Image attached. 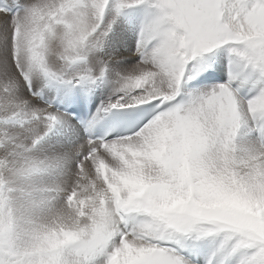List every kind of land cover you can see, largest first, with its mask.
Here are the masks:
<instances>
[{"label": "snow or ice", "instance_id": "snow-or-ice-1", "mask_svg": "<svg viewBox=\"0 0 264 264\" xmlns=\"http://www.w3.org/2000/svg\"><path fill=\"white\" fill-rule=\"evenodd\" d=\"M110 2L31 0L24 5L17 3L20 11L10 24L7 16L3 17L10 34L0 32L5 44L0 63L4 69L0 79V264H20L14 239V204L27 215L52 210L57 200L67 201L69 196L72 200L62 218L75 222L77 214L89 208L96 209V214L91 217L93 223L82 230L80 240L59 245L48 264H189L178 249L186 241L204 240L214 245L205 264H264V213L259 211L264 195V0H117V14L126 7L141 5L150 12L137 41L141 58L124 74H118L117 91L121 95L98 109L86 128L91 129L114 109L146 105L142 126L113 139L88 138L77 149V153L85 150V155L71 173L63 170L60 158L31 156L32 148L54 129L62 114L19 100L14 94L18 82L22 80L31 90L35 77L65 84L102 80L106 68L100 60L81 72L70 73L69 69L86 63L102 47L114 22L104 23ZM6 11V7L0 8V12ZM222 47L229 55L228 82L180 100L184 85L208 67L202 60ZM9 51L15 67L11 75ZM144 78L154 82L153 94L158 98L135 103L132 96L138 93L130 92L129 85ZM249 84L253 94L242 99L240 88ZM166 118H175L182 130L196 133L203 170L229 173L233 183L246 193L249 207L239 219L215 227L202 226L216 223L209 217L179 223L166 217L149 219L147 202L167 191V163H142L148 178L143 200L126 192L122 201L114 203L107 188L100 190L98 184L103 181L95 170L98 159L124 138L131 141L145 125L151 128L149 121L155 124ZM249 120L255 139L240 145L239 129ZM17 125H30L29 145L19 138ZM186 147L191 149L190 141ZM154 167L159 168L160 176H152ZM117 170L124 172L125 165ZM45 173L54 174L51 183L24 192V182ZM101 199L107 211L99 209Z\"/></svg>", "mask_w": 264, "mask_h": 264}, {"label": "clouds", "instance_id": "clouds-1", "mask_svg": "<svg viewBox=\"0 0 264 264\" xmlns=\"http://www.w3.org/2000/svg\"><path fill=\"white\" fill-rule=\"evenodd\" d=\"M129 91L138 93L132 96V100L139 104L158 98L153 94L156 91L154 82L148 78L133 80ZM149 124L151 128L145 125L142 133L131 141L124 138L123 143L113 145L106 156L98 159L95 170L103 181L98 184L100 190L107 188L115 198L114 203L122 201L126 192L143 200L148 178L142 170V163H167L169 174L164 177L168 181L167 191L162 197L147 202L149 219L166 217L179 223L209 217L216 222L213 225L205 223L203 227H215L239 219L249 207L246 193L233 183L234 177L229 173L218 174L214 168L202 169L203 157L196 148V133L182 130L175 118H166L155 124L149 121ZM189 141L190 150L186 147ZM120 165H125L124 172L117 170ZM160 175L159 168L154 167L152 176ZM38 187L34 180L24 182L25 193ZM71 200V196L67 201L57 200L52 210L27 215L13 205L14 239L20 264H48V258L55 254L59 245L75 244L80 240L82 230L93 223L91 217L96 214V209L80 211L75 222L69 221L62 218L61 213L67 214ZM105 204L101 199L99 209L107 211ZM84 207L81 204V208ZM259 211L264 213V195L260 197Z\"/></svg>", "mask_w": 264, "mask_h": 264}, {"label": "rangeland", "instance_id": "rangeland-1", "mask_svg": "<svg viewBox=\"0 0 264 264\" xmlns=\"http://www.w3.org/2000/svg\"><path fill=\"white\" fill-rule=\"evenodd\" d=\"M31 0H0V8H7L6 12H0V32L7 31L10 34V26L8 28L5 27V22L3 17L6 15L7 20L10 24L13 16L16 15L20 9L17 7V3L19 5H24L30 3ZM117 0H111L109 7L105 10L104 14V23L107 25L110 21H114L111 24V29L108 32L107 36L104 39L103 45L99 51L95 52L94 54L90 55L88 61L81 62L78 64L73 65L69 72H81L85 69V67H95V60H100L103 63V66L106 68V74L102 80L97 81L95 84H91L88 82H81L80 85H87L92 88L94 92L100 91L103 87V84L106 83V87L102 88L101 91L97 95V99L99 101H104L103 98L99 96V94H103L104 91L109 90L106 93L107 96L112 94L113 90H117L118 84V74H124L127 70H129L133 65L137 64L140 60V54L137 51V41L139 38V32L141 25L144 21L149 17L150 12L144 6H134V7H126L120 11L119 14L116 13L115 10V3ZM17 8V10H14ZM137 25V27H136ZM136 29V32H135ZM8 47L10 49V35L8 41ZM5 49V44L3 40H0V61L2 59V54ZM223 57L226 61L223 60ZM9 58H10V51H9ZM217 61V62H216ZM210 62L212 71L215 70L217 63H221L222 71L227 76L230 73V64H229V55L227 51L222 47L214 51L213 54L210 56H206L202 63L207 64ZM10 65L8 73L10 75L15 71L14 65H11V62L8 61ZM3 71V67H1ZM193 71H197V69H193ZM199 72V71H198ZM223 74V75H224ZM1 79V74H0ZM225 79H223L222 84L226 83ZM75 83V81L73 82ZM209 84H220L210 82ZM251 85V84H250ZM71 84H65L62 82H46L43 77H35L32 81L31 90H29V86L25 84L22 80L18 82L17 88L14 90L15 96L21 100L29 101L30 105L33 107H40L45 106L44 108L50 110L49 108H54V104H57L58 101H51L49 102L45 96L46 93L51 91H56L57 95L59 93H64L65 91L69 90ZM234 86V85H233ZM247 85L243 86L246 87ZM25 87L30 91L28 94ZM252 87V85L250 86ZM38 90V92H36ZM42 90V91H40ZM40 91V92H39ZM242 88H240V97L242 99H246V95L241 93ZM36 92V93H35ZM42 92V93H41ZM250 94H253L251 92ZM56 95L52 96L51 98L55 99ZM111 100V99H110ZM42 106H41V104ZM108 103V102H107ZM62 113V112H61ZM60 122L54 127V129L44 137L34 148L31 150V156L34 159H53V158H60L63 160V170L66 173L74 172L77 166L78 161L85 155V150H81L77 153V149L80 145H83L85 141L88 139L87 133L84 131L81 139H76V135L69 132L68 129H65V134L70 135L72 139L66 141V138L63 140L61 139L58 128ZM246 125L247 132L246 137L247 139L253 136L252 130L250 128L251 121L249 120ZM27 126V127H26ZM30 125H25L24 128H21L19 125L16 126V130L19 132V138L23 141L25 145H29L31 143V132L27 129ZM244 128V126H242ZM242 127L239 129L237 141L239 139V134L241 132ZM63 132V133H64ZM61 142H58L57 140ZM241 141V139H240ZM240 141L238 144H241ZM63 143V144H62ZM65 143V145H64ZM248 144V143H247ZM68 145V146H67ZM54 178V174L45 173L39 175L34 178V182L38 186H46L47 184L51 183ZM214 247L213 243L209 240H204L199 243L193 241H186L183 244L182 249H178L181 251L179 253L185 260L189 262V264H205L211 249ZM98 260H102L103 257L97 258Z\"/></svg>", "mask_w": 264, "mask_h": 264}, {"label": "bare ground", "instance_id": "bare-ground-1", "mask_svg": "<svg viewBox=\"0 0 264 264\" xmlns=\"http://www.w3.org/2000/svg\"><path fill=\"white\" fill-rule=\"evenodd\" d=\"M139 25H142V24L139 23ZM136 27H137V25H136ZM135 32H136V29H135ZM223 60L226 61V59H225L224 57H223ZM8 61L11 62V58H9ZM216 62H217V61H216ZM0 63H2V59H1ZM207 65H208V67H207L205 70H203V71H199L198 74L196 75L195 79H192V80H190V81H192V82H198V76H200L202 73L210 72V73H213V74L215 75L216 79H220V84H222L223 79H225V81L228 82V80H229V75L226 76V75L224 74V71H222V68H221V66H220L221 63H219V65H218V63H217V66L215 67V70H214V71H212L211 69H209V67H211L210 62L207 63ZM9 70H10V69H9V67H8V71H9ZM0 74H1V79H3V78H4V69H3V71H2L1 67H0ZM223 74H224V75H223ZM9 75H10V73H9ZM190 81H188V82H190ZM188 82H187V83H188ZM209 82H210V81H209ZM187 83L184 85L183 93H182V94H185L186 96L189 95V94L197 93V92L207 91V90H209V89L215 87L216 85H219V84H209V83H205L204 85H197V86L194 87V88H189V87L187 86ZM224 84H225V83H224ZM74 85H78L83 91L87 92V93L89 94V96H90L91 113H90V116H89V120L91 119V117H92L95 113H97V110L100 109L103 105L107 104V102H109V101H115V100L121 95L117 90H113V91H112V94H109V96H107L106 93L109 92V90H106V91H104L103 94H99V96H100L101 98H103L104 100H106L107 102H104V101H102V100L99 101L96 97H97L98 93L101 91V89L104 88V87H106V83L103 84V87H102V88L100 89V91H98V92H94V91L92 90V88L89 87V86H87V85H80V84L73 83V84H71L69 90L65 91L64 93H59V94L57 95V92H56V91H51V92H48V93H46V92L44 91L43 94L45 93V96H47L46 99H48L50 96L52 97V96L56 95L55 99H53V98L50 97V99H48L49 102H51V101H56V100L59 99V100H61V101H58V105H60V106H62V107H66V106L69 104V98H68V97L70 96V92L72 91V88H73ZM250 86H251V85L249 84V85H247V86L244 87V88L241 87L245 95L250 94L251 92H253V88L250 87ZM234 87H236L235 84H234ZM25 89L27 90V92H28V94H29L30 91H29L26 87H25ZM40 91H42V90H40ZM40 91H39V92H40ZM36 92H38V90H37ZM36 92H35V93H36ZM41 93H42V92H41ZM107 94H108V93H107ZM110 99H111V100H110ZM40 104H41V103H40ZM41 106H42V104H41ZM42 107L44 108L45 106H42ZM46 108H48V107H46ZM49 109H50L49 111H51V112H53V113H60V114H62V119H61V121H60V124H59L60 126H59V128H58V133H59L61 139L64 140V139L66 138V141H67V140L73 138V137L71 138L70 135H66V134H65V132H64L65 129H68L69 132L73 133V135H76V139H77V140L82 138L81 135H83L84 131L81 130V129H80V128L74 123V121L72 120V118H71L69 115H67V114H65V113H61V111H59V110H54V108H49ZM89 120H88V121H89ZM243 126H244V128L242 127V129H241V132H240V134H239V139H238L237 143H238V142L240 141V139H241V141H240L241 144H240V145H247V143L249 144V143H251V142L255 139V134H254V132H252L253 136H252L251 138L247 139L246 134H247V132H249V131L246 130V125H245V124H244ZM26 127H27V126H26ZM23 128H24V127H23ZM63 132H64V133H63ZM86 133L88 134V138H89V135H90V129H86ZM80 137H81V138H80ZM57 141H58V142H61L59 139H58ZM62 144H63V143H62ZM64 145H65V143H64ZM65 146H66V145H65ZM67 146H68V145H67ZM180 250H181V249H180ZM180 250H178V251L181 253Z\"/></svg>", "mask_w": 264, "mask_h": 264}]
</instances>
